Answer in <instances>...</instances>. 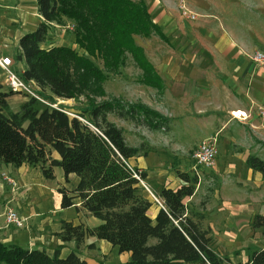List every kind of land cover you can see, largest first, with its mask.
Returning a JSON list of instances; mask_svg holds the SVG:
<instances>
[{"label":"trees","instance_id":"1","mask_svg":"<svg viewBox=\"0 0 264 264\" xmlns=\"http://www.w3.org/2000/svg\"><path fill=\"white\" fill-rule=\"evenodd\" d=\"M36 6L42 19L18 38L12 58L24 64L18 76L25 82L31 80L40 91L47 88L55 97L83 95L87 103L71 116L27 97L18 110L6 111V97L12 92L0 91V162L37 166L48 179L53 177V167L62 170L64 179L69 173L78 177L72 195L59 190L60 207L71 205L72 198L78 197L80 206L99 223L87 227L61 220L55 236L72 240L77 247L90 235L115 246L117 252L129 253L126 261L116 264H264V246L252 250L246 261L235 263L210 246L207 231L184 212L183 198L192 194L195 176L181 174L184 182L176 188L159 187L153 195L161 206L150 218L153 201L125 165L138 148L127 145L122 130L106 116L141 118L151 129L166 130L169 118L141 102L92 98L105 95L104 69H117L126 54L141 70L138 82L162 87L134 40V36L155 34L166 42L144 0H36ZM65 20L73 24V42L82 52L66 45L41 46L51 22ZM91 57L98 58L101 66ZM49 151H55L58 158L49 156ZM245 164L264 178V160L247 155ZM133 169L141 180L145 178L141 170ZM250 227L264 235V216L254 214ZM150 238L152 243H148ZM58 254V249L49 256L42 249L0 242V264H86L75 251L62 258Z\"/></svg>","mask_w":264,"mask_h":264},{"label":"crops","instance_id":"2","mask_svg":"<svg viewBox=\"0 0 264 264\" xmlns=\"http://www.w3.org/2000/svg\"><path fill=\"white\" fill-rule=\"evenodd\" d=\"M233 1L185 0L197 14L188 20L165 11L156 0L150 11H155L151 18L166 37V42L154 35L157 42L150 51L147 41L142 42L141 37L136 40L160 78L162 87L150 88L157 91L159 100L166 101L167 111L156 104L151 108L169 118L167 130L183 126V132H186L187 126L195 125L192 128L199 127L203 133L196 143L212 136L211 133L222 135L221 141L216 142L220 157L216 164L217 168L229 166L223 170L222 196L229 197L224 190L230 186L247 195L229 197L226 199L229 203L225 201L218 210L215 209L213 214L217 224L212 226L211 234L226 253L223 256L235 263L246 261L252 250L264 246V235L250 227L254 214L264 216V178L245 164L247 155L264 160V119L254 110L255 105H264V70L249 58L255 49L264 51V16H233L229 11L238 8ZM41 19L36 0H0V54L12 59L8 51L16 47L18 38L33 30ZM18 62L24 67L22 61ZM0 91L9 92L1 70ZM14 95L16 93L6 97L7 106ZM19 100V103L23 101ZM177 109L180 110L178 113ZM234 110L244 111L247 117H232L230 112ZM50 156L58 158L55 151H51ZM232 160L243 164L240 170L232 167ZM127 161L136 163L138 160L132 156ZM52 173L53 177L48 179L37 166L23 163L14 167L0 162V242L42 249L49 256L58 249L61 258L75 251L86 264L126 261L128 252H117L115 246L94 236H85L77 247L72 240L61 241L55 236L61 220L87 227L97 225L99 220L80 206L78 197L72 198L71 205L61 208L59 190L64 189L72 195L78 177L69 173L64 179L59 167H53ZM4 177L13 180L14 184L6 182ZM236 183L245 185V188H239ZM258 203L263 207L261 210ZM157 208L149 213L150 218ZM7 209L23 218L21 226L5 225ZM194 220L206 229L201 219ZM229 253L237 258L232 259ZM113 254L117 255V260H110Z\"/></svg>","mask_w":264,"mask_h":264},{"label":"rangeland","instance_id":"3","mask_svg":"<svg viewBox=\"0 0 264 264\" xmlns=\"http://www.w3.org/2000/svg\"><path fill=\"white\" fill-rule=\"evenodd\" d=\"M158 1H160V5L163 6V9L170 14L184 16V14H182L181 12V3L179 2V0ZM183 1L185 9L197 16L196 12L187 5L185 0ZM144 2L146 4L147 10L149 9L148 12L150 16H154L155 11H150L153 2L156 3V0H144ZM233 2L238 5L237 9L233 8L232 11H229L232 12L233 16H264V0H234ZM66 25H72V28H68L66 27ZM23 29L27 31L26 28ZM72 29L73 24L71 23V21L65 20L64 22H62V24H55L51 22L47 30L45 40L43 41L41 46L48 47L60 44L74 47L77 51L79 50V52H82L81 49L77 47V45H75L73 42V35L71 34ZM154 35L155 34H151L146 37V39H143L141 36H134V40L137 43L138 39L136 40V37H141L140 40L142 42L147 41L149 50L151 51L157 42V37H155ZM15 50L16 47H13L12 49H10V51H8L9 53H11L12 58H14ZM91 59L98 67L101 66L98 58L91 57ZM22 67V63L14 60L12 62V65L10 66V69L18 75L20 74V70L22 69ZM1 72L4 75V81L6 83L5 73L2 70ZM104 72L106 74V78L102 82V89L105 95L95 97L92 96L93 99L101 100L107 98H115L125 103L141 102L148 105L149 107H152L156 104V106L160 105L159 108H161V110L164 109L165 111H167V103L165 100H162V98H160L159 100V95L156 93L157 91L155 92L149 86H145L138 82L137 79L140 76L141 70L136 67L130 55H125L124 63L117 69H104ZM29 81H27L26 84L29 87L28 89L32 93H37L40 97H44V100H46L47 102L54 103L60 108L62 107L70 114L73 112L78 113L79 110L87 103L83 95H79L74 98L55 97L49 93L47 88H44L40 91L35 84L32 85L29 83ZM17 94L18 93L10 97V99L8 100L6 111L18 110L20 105L19 99L24 101L27 97H30L27 94ZM48 96H50L52 100H48ZM179 111L180 110L177 109V113ZM106 118L122 130V134L127 145L135 146L138 148L137 153L134 155L136 161H138L136 163H129L128 161L127 162L130 165L140 169L145 174V178L143 179L144 185L152 194H155V192L161 186L176 188L177 186L182 184L184 181H182L181 179V174H184L188 177H196V182L194 184L192 194L183 198L184 212L188 214L192 219L199 218L202 220V226L203 228H206L204 230L207 231V235L210 237V246L217 254L219 253L222 256L226 255L221 245L215 242L211 234L212 230H214L212 226H215L217 224L216 216L213 213L215 212V209L218 210V208H220L219 206L223 205L225 201L226 203H229L226 200L229 197L233 199V197L238 198V196L247 194H244L242 192L243 190H240L241 192H239L238 190L233 189L234 187L231 188L230 186L224 190V193L229 197L225 198L224 196H222L221 181L222 177L224 176L223 170L225 167L229 166L223 165L220 166L221 168H217L216 161L220 160L218 154H216L214 164L210 169L204 170L199 167L193 168L194 165L192 152L196 146L195 144H197V140H199L201 138V135H203L201 129L199 127L192 128L195 125H189V127L187 126L188 130L186 132H183V126H180L178 128L176 126H173L170 127L169 130H166L165 128L151 129L146 126L145 122L141 118H138V120H129L126 118L118 117L115 113H108ZM176 129L177 131H175ZM211 135H215L217 137V143L221 141L222 135L220 133H211ZM230 147L231 146L229 145V148ZM50 152L51 151H49V156ZM231 162L233 163L232 167L235 170H240L241 166L243 165H240L241 163L239 164L235 160H232ZM3 179L6 182L8 181L9 183L14 184L13 180L9 178ZM0 180H2L1 175ZM236 185L241 189L245 188L243 187L245 185L241 183H236ZM142 189L144 190L145 194H147V197L151 199L146 189L144 187H142ZM155 202L156 201L153 200V208L158 206ZM257 205L259 206V210L263 208L261 204L258 203ZM152 207H150L151 209L148 210V214H151V212L154 210ZM19 218L21 219L22 224L23 218ZM4 222L5 225H14L10 222H7L5 214ZM21 224L19 226H21ZM153 240L154 239L150 238L148 243H152ZM229 254L231 255L232 259L237 258L234 254ZM110 260H117V255L113 254Z\"/></svg>","mask_w":264,"mask_h":264},{"label":"built area","instance_id":"4","mask_svg":"<svg viewBox=\"0 0 264 264\" xmlns=\"http://www.w3.org/2000/svg\"><path fill=\"white\" fill-rule=\"evenodd\" d=\"M180 7L182 9V14H184L185 19L188 20H192L195 18V14L186 10L184 7V1L183 0H179ZM66 27L68 28H72V25H66ZM250 60L253 62L254 65L258 66L259 68L264 70V51L261 49H255L253 50L250 55H249ZM12 64V59L7 56V55H2L0 54V70H2L5 73V78H6V86L9 89V91H11L12 93H18V94H27L30 97H33L34 99L38 100L39 102H42L43 104H47L50 107L59 109L61 111H63L64 113L68 114V115H74L73 113H69L67 110H64L62 107H58L56 104L54 103H49L46 100H44V97H40L37 93H32L27 86V82L23 81L22 79H20V77L15 74V72H13L10 69V66ZM30 84L34 85V83L30 80L29 81ZM255 113L258 117L264 119V105L263 104H257L255 105ZM230 115L234 118L237 119H244L247 117L246 113L242 110H234L230 112ZM81 120H83L82 118H80ZM84 122H86L85 120H83ZM93 129H95L93 127ZM217 154V148H216V136L212 135V136H208L203 138L202 140H200L193 152H192V159H193V168L195 167H199V168H211L212 165L214 164V160H215V156ZM125 165L127 166L128 169H130L132 176L134 178L137 179L138 183L140 186L144 187L146 189V191L148 192L149 196L151 197V201H156L155 203L158 206H161V204L159 203L158 199L149 191V189L144 185L143 180H141L136 172L133 169V166L130 165L128 162L125 161ZM140 170V169H138ZM6 178V177H4ZM5 217L7 222H10L14 225L19 226L21 224V219L19 218V216L16 215V213L11 210V209H7L5 211Z\"/></svg>","mask_w":264,"mask_h":264}]
</instances>
